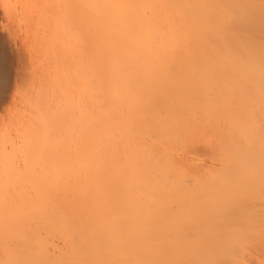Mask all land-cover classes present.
<instances>
[{
  "label": "bare ground",
  "instance_id": "6f19581e",
  "mask_svg": "<svg viewBox=\"0 0 264 264\" xmlns=\"http://www.w3.org/2000/svg\"><path fill=\"white\" fill-rule=\"evenodd\" d=\"M217 1L64 0L65 5L60 4L64 9H57L59 0H45L41 7L45 9H36L41 14L45 12L43 16L36 13L38 22L45 20L41 22L43 29L50 24L54 26L50 27L54 32L50 29L49 37L52 32L59 33L51 38L55 42L60 34L64 39L68 37V31L62 33L70 25L68 19L74 22L73 27L81 26V34L78 33L81 44L78 37L72 41L77 40L80 48L71 47L76 45L70 42L75 32L67 39L75 52L80 49L74 66L78 69H70L76 73L79 86L76 91L71 85L78 95L71 90L67 96L69 121L63 119L71 123L67 137L71 135L72 147L75 144L77 148L70 151L76 155H71L74 158L67 169L69 176L64 177L65 187L63 180L55 181L64 188L54 182L50 184L54 187L47 188L49 184L45 183V187L42 182L43 188L39 189L37 183V187L33 185L36 191L31 186L33 192L29 193L27 187V193L0 192V264H264V209H257V204L251 201L256 190L250 188H254L251 183H256L253 180L264 177V127L258 125L251 132L245 129L243 119L236 120L231 114L234 111L236 115L245 104L246 98L239 92H244L243 85L247 88L245 82L249 79L244 78H251L257 69L264 70L260 68L264 60L261 55L264 46L260 43L264 38L251 36L261 38L258 40L263 46L259 45L261 53L253 38L252 44L248 45L249 39L243 42L252 45L251 50L240 49V43L235 46L230 35L221 33L229 29L230 11L224 9L228 3L219 0V5H214ZM46 3L47 6L50 3L49 9L56 6L51 11L52 23ZM214 6L218 11L214 12ZM69 15L76 21H70ZM258 18L261 20L260 17L255 20ZM61 21L68 24L67 28L62 27L65 24ZM252 22L255 30L257 22L254 19ZM42 27L38 32L43 31ZM37 30L35 35L40 38L42 33ZM50 38L49 44L53 41ZM236 48L238 54L234 52ZM225 50H231L236 59L229 52L233 56L229 54L232 57L228 61ZM243 51L247 57L250 54V62L253 56L257 62L262 60L250 63L252 66L256 63L255 68L257 65L251 76L245 77L246 72L242 76L241 66H245L242 59L237 62L241 70L234 63ZM227 62L239 70L235 68L234 74L230 73ZM220 66L226 72L222 73ZM60 71L61 68L56 74ZM222 75L230 79L239 77L241 85L231 80L235 87L241 86L239 97L230 79L227 81L228 77ZM256 75L258 81L264 82L263 73ZM225 83L234 98H229ZM216 84L220 87H215ZM221 85L225 86V92ZM218 90L227 93L230 100ZM73 96L78 97L75 100ZM42 102L33 103L37 114L40 107L46 109ZM255 105L258 106L256 101ZM261 109L264 111V105L258 106V111ZM220 113L227 118L224 121L230 114L235 120L221 121L225 126L216 118ZM39 117L37 121L41 120ZM43 118L47 123L40 121L44 127L41 126V131L36 128L35 131H40L39 135L36 132L38 137L46 130L49 133L47 127L52 124L50 118V123ZM46 134L38 141L45 138L43 143L46 142ZM259 184L256 183L257 187ZM244 186L252 191L247 192ZM243 191L252 195H244Z\"/></svg>",
  "mask_w": 264,
  "mask_h": 264
},
{
  "label": "rangeland",
  "instance_id": "374dc122",
  "mask_svg": "<svg viewBox=\"0 0 264 264\" xmlns=\"http://www.w3.org/2000/svg\"><path fill=\"white\" fill-rule=\"evenodd\" d=\"M42 1L41 0H39V1H37V0L36 1H34V0H0V189H1L0 192H3L5 190L4 191V192H6L5 194H7V192H13V194H14V192L15 193L16 192L17 193H19V192H22V193L23 192H26L27 193V190H28V193H29V190H32L31 189V186L35 185L37 187V185H36L37 183H39L38 188H39V186H41L43 188V186H42L43 183H44V185H45V183L47 185L49 184L47 186V188H48V187L51 186L50 184L53 183V182H54L53 184H56L57 185V182L55 183V181H57V180H59V181L63 180V186L65 187V184H64L65 181L64 180L66 178H64V177L65 176H69L67 169L69 168V166L72 163L73 158H74L73 156L71 157V155H74V154L76 155V153H73V152H70V151L75 150V148H77V147L74 144L73 147H75V148L73 149V147H72V143L73 142L71 141V135H70V137H67V135L69 136V134L71 133V132H69V131H71V129H68L67 130V128H69L71 126L70 125L71 123L70 122H67V121H69L67 119L69 117L68 116V113H69L68 109L69 108H68V105H67V101H68L67 100L68 99L67 96L71 94V90L74 91L73 89L74 88L76 89L79 86V82H78L79 80L76 79L75 76H77V75L74 72L78 68H76L74 66L77 65V60H78L77 57H78V55H80L79 54L80 53V49L79 50H76V52H75V50H73L71 47H73L75 49L80 48L79 47L80 46L79 44H81V43L79 41L81 40V38H80L81 35L79 36L78 33L81 34V32H79L80 29H81V26L79 24H75L76 26L73 27L74 22H68L69 21V19H68L67 23H69L72 26L71 27L69 25L70 26V28H69V26H68L67 23H65L64 21H61V22H63L65 24L63 26L62 23H61V25H62L63 28L66 27V24L68 26V28L66 27L67 29L63 31L62 30L63 28L60 25L61 30H62V33L65 34L67 31H68V34L69 35L70 34L73 35V32L76 33V35L74 33V36L75 37H72V38H71V36H69L68 34H66V35H68V37H70L72 39V40H70V42L72 43V45L74 44V42L76 44V45H73V46L70 47V42L67 40L68 37L65 38L66 39L65 40L64 39L65 36L62 38L61 37V34L58 37L56 36L57 38L55 37L57 39L56 42L54 41L55 39H51V38H53L54 35H58L59 33L58 34L54 33V35H53L54 29H51L50 27L53 28L54 26L53 25L51 26L50 22H49L50 26L48 25V27H47V25H44L47 28L43 29L44 27H42L43 24L41 25V22L43 23V21H45V20L42 19L43 17L41 18L39 16V18L42 19V21H39V22H40V25H41L43 31L40 29V32L42 33V36L40 38H38V36H40V35L38 34V36H36L35 35L36 34V31L35 30H37V29H39L41 27H39L40 25L39 26L36 25L37 26L36 27L35 24L36 23H39L37 21L38 17L36 18V16H38V15H40L42 13V12H38V10L39 9H41V10L45 9V8H41V7H44V1L45 0H42ZM51 1H53V0H51ZM60 1H61V3H60ZM63 1L64 0H59V2H58L59 5H57V6H59V8L56 7L55 5L53 7L52 5L54 4V2H52L53 4L51 6L53 7V9H49L50 8V3H51L49 1L50 2L49 3V6H47L48 3L45 4L46 5V9L50 10V13H51V11L53 13L54 12L53 10H54L55 7L57 9H60V7L63 6V5L61 6L60 4H64L65 5V3H63ZM213 1H215V0H213ZM220 1H223L224 2V0H220ZM232 1H233V3H232ZM226 2L228 4L225 3V5H227V6L224 9H228L230 11V12L227 11L230 14V15L227 14L228 15V19H229V20H227V21H229V29L227 28L226 25H224V24H227L228 22L227 23H224L223 24L224 25V28L226 27L227 30H223L221 33L226 32L227 34L226 33H223V34H225L226 36H229L230 35L229 37H230L231 41H233L232 43H234V45L237 44L239 46L240 44H242L240 46V49L243 48L242 50H245V49H247V48L250 47V46H248L249 45V42L251 44L253 42V44H254L257 41L255 43V44H258V45H256V47L257 46L259 47V45L262 44V43H263V46H264V39H263V41L261 40V38H264V24H263L264 23V0H231V1L229 0V2H228V0H226ZM38 4H40L39 7L37 6ZM217 4L219 5V2L218 3H215L214 5H217ZM237 5H239V6H237ZM231 6H234V7H231ZM63 7H65V6H63ZM223 7H225V6L223 5ZM238 7H240V8H238ZM216 8H218V7L217 6L215 7L214 12H215V10H217ZM36 9H38V10H36ZM235 9H237V10H235ZM41 10H39V11H41ZM62 10H60V11H62ZM247 10H248V12H247ZM45 11H47V10H45ZM237 12H238V14H237ZM239 12H240V15H239ZM36 13L37 14L39 13V14L36 15ZM52 13L49 14V16L51 15V17H49V18H51L50 19L51 20V23H52V19H53L52 18V15H54ZM248 13H250L252 16L249 15ZM43 14H45V12ZM43 14H41V16H43ZM216 14L217 13H215L214 15H216ZM234 14H235V16H234ZM227 15H225V16H227ZM47 16H48V14H47ZM61 17H63V15ZM69 17H70V15H69ZM71 17H70V21L75 20V17L73 18V20H72ZM230 17L232 18V20H231ZM257 17H260L261 20L259 18H258V21L255 20V19H257ZM253 19H254V21L257 22V25L256 26H257L258 29L256 28L255 30H253L254 29V27H253L254 26V23L252 22ZM47 20L49 21V19H47ZM64 20H67V18L65 19V17H64ZM259 20L262 21V22H260ZM35 21H37V22H35ZM215 21H216V19H215ZM243 21H244L245 24L242 23ZM215 23H217V22H214V24ZM248 23H250V24H248ZM59 24H60V21H58L57 25H59ZM241 24H242V26H241ZM238 25H240V26H238ZM258 25H259V27H258ZM232 26H233V28H232ZM217 27H218V25L215 26L216 29H217ZM73 28H74V31H73ZM50 29L53 31L51 33L52 34L51 35V38L49 37L50 31H51ZM216 29H215V31H216ZM233 30H234V32H233ZM38 31L39 30H37V33H40ZM58 31H59V29H57V32ZM236 31H238V32H236ZM241 31H243V32H241ZM228 32H230V33L228 34ZM253 34H255L254 36L257 35L256 37H261L260 38L261 43L259 42L260 44L258 43V40L259 39L257 40V38H255L256 39L255 40L253 37H252L253 39L251 38V36ZM221 36H223V35H221ZM242 36H244V37H242ZM59 37H61V38H59ZM76 37H78L77 40L79 39L78 40V43L79 44L76 43L77 40H75L74 42H72L73 39L76 38ZM49 38L51 40H53V41H51L52 43H57V44H52V43L49 44L47 42ZM250 38L252 39V42H251V39ZM59 39H60V41H61V39H63L61 43L58 41ZM247 39L250 40V41L247 42L248 45L245 44L246 43L245 40H247ZM225 40H227V39H225ZM225 40H223V42ZM243 42H245V43L243 44ZM227 43H229V42L227 41ZM227 43H225V45ZM232 43L230 42L229 44H232ZM229 44H227V45H229ZM35 45H37V46H35ZM41 45L44 47L45 50L42 49L43 47ZM55 45H57V46H55ZM77 45H79L78 48H77ZM244 45H246L247 47L244 48L243 47ZM215 46H217V45L215 44ZM260 46H261V48L263 47L262 45H260ZM230 47H231V45L228 48H230ZM253 47H255V45ZM256 47H255V50H254L255 53H256V50H258V49H256ZM228 48H226V50ZM233 48H234V46H233ZM251 48H252V45L250 47V50H251ZM68 49H70L72 51H70ZM238 49L236 48V50L234 51L235 54H238L237 53V50ZM226 50H225V53L228 52V51L226 52ZM231 50H229V52L232 53ZM51 51H53L55 54L53 52H51ZM73 51L75 53L79 52V53H77V56L76 55L71 56L72 54H75V53H72ZM239 51H241V50H239ZM259 51H260V47H259ZM229 52H228V55L225 54L226 55L225 58L228 57V58H226L227 60L229 59V57H230L229 60H231V57L234 55L233 53H232L233 54L232 55ZM255 53H254V55H255ZM257 53H258V51H257ZM259 53H261V51ZM229 54L232 55V56H229ZM241 55L242 56H246V58H243V57L242 58H239L238 56H241ZM241 55L240 54L237 55V58L240 59V60L237 59V61H234V63H236V65L238 67L240 65H238L237 62L241 61V59L243 60L245 66H241V67L244 68V70H242V71H244V72H242L243 75L242 74L241 75L244 77V73L246 72L247 73V74L245 73V77H246V75L249 76L251 74V72L253 73V70L254 69H257V65H256V68L254 66L256 63L253 66L251 65L252 63H254L253 62V60H254L253 57L254 56L252 57V62H250V60H248V57L250 56V54L247 57V52L246 51L245 52L243 51V53H241ZM251 55H253V53ZM261 55H262V57L264 59V47H263V51H262ZM234 56H233V60L236 59V56L235 57ZM256 56H257V54H256ZM73 57H74V59H73ZM256 58H255V60H257ZM75 59H77V60H75ZM261 61H259V62H261ZM255 62H257V61H255ZM259 62H257V63H259ZM228 64L229 65H227V67L228 66L230 67V68L228 67L230 73L232 71H235L237 69V67L234 66L232 62H229ZM241 64H243V63H241ZM59 65H61V66H59ZM259 65H258V68H259ZM71 66H73V67H71ZM260 66H261L260 68H262V69L264 68V67H262V66H264V60L262 61V64ZM213 67H214L213 70L216 71V69H215V67L217 68L216 64ZM225 67H226V65H225ZM60 68L62 70V73L60 71V73L57 75L56 72ZM223 68L224 67L221 68V66H220V68H218V69H221L222 70ZM70 69H72L74 71H72ZM239 69H237V70H239ZM255 71H258V72H256V74L258 73V75L260 74V76H263V75H261L262 73L264 74V70L261 71L262 73L260 72L259 69L255 70ZM72 72H74L75 75H73ZM218 72H220V70ZM221 72L223 73V72H226V71H223L222 70ZM232 73L234 74V72H232ZM237 73H235V74H237ZM215 74H216V72H215ZM256 74L254 72L253 75L251 74L252 76L250 75L251 78L250 77L249 78L248 77L247 78H244V80L245 79L246 80L249 79V80H247L245 82V87L247 86V88H245V89H244V85H243L244 82H242V85H243L242 86V88H243L242 90L244 92H242V91H240L238 89V87H241V86L235 87L233 85L235 81H236L237 85H241L240 82H239V79H238L239 77L242 78L241 76H239L240 74H238L239 77L237 75L234 76L235 78L237 76L236 79L238 80V82H237V80H235L234 77H233L234 79L233 78L230 79L228 76L225 75L226 77H224L223 76L224 74L222 75L224 78H227L228 77L226 79L227 81H228V79H230V81L231 80L234 81L233 83L231 81L232 85L234 86V89H236L237 92L239 90V92L242 93L244 95V97L246 98L245 99L246 100L245 101V104L241 108V109H243L242 112L243 111L244 112L242 113L241 112V109H240V111L238 110L239 112H241L240 113L241 116L240 115H239V117L236 116L237 114H239V112L237 113V111H236V113H237L236 115L234 114L235 113L234 111L231 114L234 115L235 118L237 117L236 120H241L242 121V119H243L242 122L245 121L244 122L245 125H247V126L249 125V127H248L249 129L247 128V126L245 127V129L246 130H250L251 132H255L253 130H256V128L259 127V126L262 127V128L264 127V111H263V109H261V111H258V106L264 105V101H263L264 100L263 99L264 98V82L263 81H258L257 80L258 79L257 77H259V76H257ZM230 75L232 77V74H230ZM253 76H254V78H253ZM52 77H54V78H52ZM54 79L56 80V82H55ZM242 79H240V80L241 81H244ZM223 81H225V80H222L221 81L222 84H223ZM215 82L217 83L218 81H215ZM221 82H219V84ZM66 83H67V85H64ZM226 83H225V86H226L227 89L225 88L224 85L223 86L221 85V88L224 87L223 88L224 92H225V89H226V91H228L229 90L228 88H230L229 85L227 87ZM229 83L230 82H228V84ZM71 85H73L74 88ZM216 85H218V84H216ZM251 86H253L254 89ZM215 87H220V86L218 85V86H215ZM69 89H70V91H68ZM217 89H219V88H217ZM39 91H42L43 92V94H42L43 98L40 95L42 92L41 93H38ZM76 91H77V89H76ZM76 91H74L73 94H75ZM218 91H220V90H218ZM221 91H220V93H221ZM228 92H229L228 94L230 95L229 98H231L232 97L231 96V93L233 91L231 92V90H230ZM237 92H235V93L239 97L240 96L239 95V92L238 93ZM222 94H223V96L224 95L225 96L226 95L228 96V94L227 93L224 94L223 91H222ZM232 94L235 95L234 93H232ZM253 94H254V96H253ZM75 95H78V93L75 94ZM251 95H252V97H251ZM227 96L225 98L228 99V100H230L229 98H227ZM54 97H56V98H54ZM73 97L75 98V97H78V96H73ZM254 97H255V99H254ZM38 98H39V100L41 102L43 100H47L48 103L46 101L42 102L41 106H45L46 105L47 107L45 106L46 109H43V108L40 107V110H39L40 112H38V114H37L36 112H34L33 107L35 105L33 103L37 104V101H39ZM41 98H42V100H41ZM232 98H234V97H232ZM235 98H237V97H235ZM52 99H54V100L52 101ZM28 100L30 101V103L28 102ZM75 100H76V98H75ZM252 100H253V103L254 104H252ZM254 100L256 101V104H258V106L255 105V101ZM260 100L263 101L262 102V105L260 104L261 103ZM58 102L61 103V104L59 105ZM26 103L29 104V105H27ZM228 103H229V101H228ZM62 105H64V106H62ZM246 105L249 107V109H248V107ZM249 105H252V106L250 107ZM65 106H66L67 110H66ZM253 107L254 108L257 107L256 108L257 110H256L255 113H253L255 111V109ZM47 108H49V110L53 114V117H52V114L51 113L50 114L48 113L49 110ZM232 108H234V107H232ZM251 108H252V111H250ZM57 109H59V110H57ZM215 109H218V108H215ZM215 109H213V110H215ZM228 109H230L229 108V105H228ZM54 110H56L57 112L55 111V113H53ZM225 110H227V109H225ZM246 111H247V113L249 111V113L246 114ZM39 113L40 114L43 113L40 116L41 117V120L40 121H44V118L43 117H45L46 120H47L48 117H46L45 113L49 115V118H50V116L52 117V118H50V121L52 120V124L51 125L49 124L50 123L49 122V118L47 120L49 122L48 123L49 124V127H47V129L49 130L48 131L49 133L46 134L47 130L45 128L44 129L46 130V132L44 130H42V133L45 132L46 138H47L46 139L47 141L44 142V143H43V141L45 140V138L44 139L41 138L40 139L41 141H38V139L41 136L42 137L45 136V134L42 135L40 133V136L38 137V136H36V134H37L36 132H38V131H35L36 128L41 131V129H43L41 126L44 127V124L43 123H41L40 121H37V117H39L38 116ZM56 113H57V116H56ZM215 113H217V112H215ZM215 113H213L212 116ZM218 114H219V112H218ZM231 114L230 115H227V116H229V118H228L229 121L227 120L228 122L232 121L233 119L235 120L234 116H232ZM254 114H256V115H254ZM42 115H44V116L42 117ZM216 118L217 119L220 118V122H221V121H224L223 119H225L226 117L224 118L223 115L221 116V113H220V117H217L216 116ZM238 118H240V119H238ZM59 119H61V120H59ZM63 119L64 120H67L66 123H65V121ZM212 120H213V118H212ZM55 121H56V126H54L55 125ZM60 121H62V122H60ZM214 121H215V118H214ZM227 121L225 120L224 122L225 123H228ZM32 122H34V123H32ZM38 122L41 123V125ZM216 122H218V121L216 120ZM246 122H247V124H246ZM44 123H47V122L44 121ZM68 123H70V124H68ZM38 124H39L40 128H39V126H37ZM48 124L46 126H48ZM223 125H225V124H223ZM254 126H256V127H254ZM39 132H38L37 135H39ZM67 138H68V140H67ZM69 138H70V140H69ZM65 141L67 143H65ZM69 143H71V144L69 145ZM70 146H71L72 150L70 149ZM71 153H73V154H71ZM11 162H13V163L11 164ZM257 164H260V163H257ZM254 165H255V163H254ZM261 165H259L258 167H260ZM248 166H250V164ZM251 167H253V166H251ZM254 167H256V166H254ZM260 168H262V167H260ZM256 169H259V168H256ZM78 171L79 170L77 169V174L79 173ZM65 172H66L67 175L65 174ZM263 173L261 172V174H263ZM75 176H77V175H75ZM78 176H79V174H78ZM259 179L260 178H258V180ZM262 179L264 181V177ZM262 179L259 180L260 184H259L258 187L256 185V183H259V182H257L258 181L257 179L253 180V181H256V183H251V185L253 184L254 188L252 186H250V188L255 189L256 192L258 193L257 194L256 192H253V193H255L253 196L255 197V195H256V197H257L258 200H256V197L255 198H251V199H253L251 201H253L255 203L254 205L257 204L256 205V208L257 209H264V189H263L264 188V182L262 181ZM59 181H58V185L61 184V182H59ZM41 183H42V185H41ZM1 185H2L3 188L1 187ZM61 186L62 185H60V187ZM63 186H62V188H64ZM260 186H262V188ZM9 187L11 188V190H10ZM25 187H27V190H26ZM45 187H46V185H45ZM51 187H54V185L51 186ZM255 187H257V188H255ZM7 188H8V191H7ZM21 188L23 189L22 191H21ZM33 188H34V186H33ZM35 188L33 190H35ZM250 188L249 187L246 188L247 189L246 191L248 192V189H250ZM39 189H38V191H39ZM33 190H32V192H33ZM52 190L54 191V189H52ZM58 190H60V188H58ZM63 190H65V189H63ZM35 191H34V193H36ZM250 191H252V190L250 189ZM40 192H42V191H40ZM49 192H50V190H49ZM246 193L244 192V195ZM247 195H248V193H247ZM247 195H246V197H247ZM251 195L252 194H250L248 196L250 197ZM258 195H260V196H258Z\"/></svg>",
  "mask_w": 264,
  "mask_h": 264
}]
</instances>
